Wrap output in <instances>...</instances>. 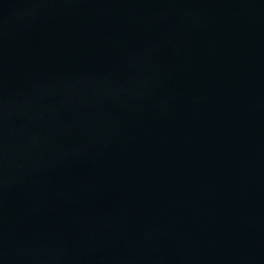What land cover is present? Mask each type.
<instances>
[{
  "label": "water",
  "instance_id": "95a60500",
  "mask_svg": "<svg viewBox=\"0 0 264 264\" xmlns=\"http://www.w3.org/2000/svg\"><path fill=\"white\" fill-rule=\"evenodd\" d=\"M0 264H264V0H0Z\"/></svg>",
  "mask_w": 264,
  "mask_h": 264
}]
</instances>
